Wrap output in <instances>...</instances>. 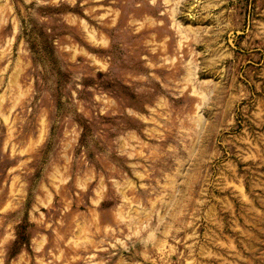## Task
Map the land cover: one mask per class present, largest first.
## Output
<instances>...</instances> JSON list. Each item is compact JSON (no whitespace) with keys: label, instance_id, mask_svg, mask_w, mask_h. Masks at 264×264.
<instances>
[{"label":"rangeland","instance_id":"1","mask_svg":"<svg viewBox=\"0 0 264 264\" xmlns=\"http://www.w3.org/2000/svg\"><path fill=\"white\" fill-rule=\"evenodd\" d=\"M0 264H264V0H0Z\"/></svg>","mask_w":264,"mask_h":264}]
</instances>
